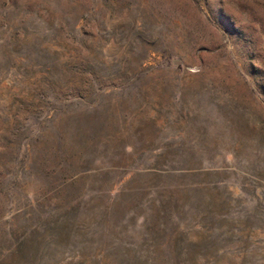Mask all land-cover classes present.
Masks as SVG:
<instances>
[{
    "label": "rangeland",
    "instance_id": "rangeland-1",
    "mask_svg": "<svg viewBox=\"0 0 264 264\" xmlns=\"http://www.w3.org/2000/svg\"><path fill=\"white\" fill-rule=\"evenodd\" d=\"M0 264H264V0H0Z\"/></svg>",
    "mask_w": 264,
    "mask_h": 264
}]
</instances>
